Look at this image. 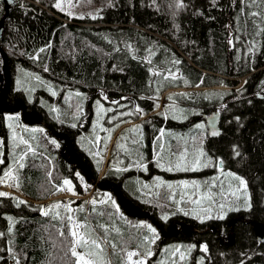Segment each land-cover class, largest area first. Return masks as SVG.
Returning a JSON list of instances; mask_svg holds the SVG:
<instances>
[{"label": "trees", "instance_id": "trees-1", "mask_svg": "<svg viewBox=\"0 0 264 264\" xmlns=\"http://www.w3.org/2000/svg\"><path fill=\"white\" fill-rule=\"evenodd\" d=\"M57 3L14 0L1 25L0 45L12 72L29 78L31 91H37L30 100L12 79L4 102L22 97L43 113L46 126L22 123V113L9 125L0 107V174L11 173L17 187L35 199L48 198L64 181L74 193L92 190L97 202L72 198L76 219L101 234L120 225L109 233L119 264L122 246H140L143 239L148 244L152 232L129 222L140 218L104 200V188L83 182L52 130L70 135L96 175L120 129L103 180L114 181L129 202L149 210L147 220L157 227L186 221L200 230L159 235L153 246L171 240L192 246L183 258L176 255L178 264H264V242L252 222H234L228 240L234 216L264 224V0H76L74 14ZM6 11L0 1V19ZM2 64L0 52V90ZM241 76L246 80L238 86ZM52 79L61 82L56 94L47 85ZM217 84L229 87H212ZM170 87L190 89L166 94L163 109L155 111ZM179 107L180 119L172 113ZM214 108L221 111L218 136L205 134V127L189 130L201 118L198 111ZM131 120L138 121L124 125ZM166 150L176 157L202 150L213 160L204 170L220 165L243 176L249 194L245 207H231L224 216L218 209L199 220L177 206L175 197H184L172 178L158 181L156 190L146 186L151 195L143 198L138 177L148 185L156 174L172 177L162 164ZM72 233L66 206L14 193L0 196V264H77Z\"/></svg>", "mask_w": 264, "mask_h": 264}, {"label": "rangeland", "instance_id": "rangeland-1", "mask_svg": "<svg viewBox=\"0 0 264 264\" xmlns=\"http://www.w3.org/2000/svg\"><path fill=\"white\" fill-rule=\"evenodd\" d=\"M75 1L76 0H58V3L60 5V9L67 11L70 14L77 13L78 11L75 10ZM69 19V18H68ZM70 21V20H69ZM37 77H34L33 80H36ZM4 79V78H3ZM12 79L15 80V84L20 87H17L16 89H22L26 95H28V98L31 100L32 97H35L34 94L36 87H33L31 91V85L29 78L26 79H18L17 74L12 72ZM238 86L242 85L245 80L246 76H241L238 79ZM32 81V80H31ZM4 82V80H3ZM60 81L51 80V82H48V88L50 90H53L54 94L58 91V86ZM61 84V82H60ZM3 85V84H2ZM23 85V87L21 86ZM71 85V84H70ZM68 83H64V86H70ZM213 88H228L229 85L227 84H217L212 86ZM195 88L201 89L205 88V86H195ZM186 87H170L162 92L160 105L155 109L161 110L163 109V101L168 100L166 97V94L171 92H180L184 91ZM264 92V88L261 90ZM19 97V96H18ZM170 100V99H169ZM181 107L177 108V110H172V113L175 114L180 119L181 114ZM199 115L202 114V111H198ZM201 113V114H200ZM97 114V111H96ZM7 122L9 125H12V118H20V112L19 111H8L5 113ZM11 117V119H9ZM138 120H131L128 123L124 125H130L136 123ZM22 123L25 124L23 121ZM27 125V124H26ZM195 126L199 127H205V134H207V125L204 118H200L199 121L194 122L192 125H190L189 130L194 129ZM116 132L111 138V141L109 145L107 146L105 153L109 157L111 152V142H113L116 138ZM208 135V134H207ZM192 137V135H191ZM162 146V145H161ZM158 152V150H157ZM104 158V163L102 165V169L99 170L100 174H104L105 171L102 173L103 169L106 170L108 167V158ZM103 155V152H102ZM156 156V153H155ZM160 161V160H159ZM212 157L207 154L204 155L202 150H197L196 153L192 154H183L182 156L176 157L175 154H171L168 150H166V153L162 155V164H165V168L169 170L170 176H164L162 174H156L154 176V181L151 180L149 185L147 181H142L139 177L136 181L137 188L143 192L145 195L143 198H146L147 195H151V192L145 191L146 186H148L149 189L156 190L158 188L159 184L158 181L162 182L168 178L167 181H169V178H172L171 185L175 186L179 185L177 190L178 192L183 195L184 200L179 201L175 197V201L178 204V207H181L182 209L189 208L191 212V216L197 217L199 220H204L207 218L212 212L221 209L223 212L221 213L222 216L226 215V211L228 209L235 208L238 209L239 207H245V205L248 202L249 194L247 190V184L246 180L243 176L237 174L236 172L229 170V169H223L222 166L217 165L214 166L212 170H204L208 168L210 163L212 162ZM1 162V158H0ZM161 162V161H160ZM167 164V165H166ZM121 168V167H120ZM102 170V171H101ZM178 172V173H174ZM12 175L11 173L6 175L0 174V191L3 193H14L17 194L14 186L16 185V178L15 176H9ZM169 175V174H168ZM11 178V180L9 179ZM160 178V179H159ZM208 178V179H205ZM152 179V178H150ZM148 179V180H150ZM159 179V180H158ZM243 181V183H241ZM65 182V181H64ZM57 185L56 189L50 194V196L44 200L42 199H35L27 195L32 201L34 202H46V204H49V206L54 205H64L67 207L69 211V220L71 223V229L72 231H75L77 233L76 236H74V249L75 252L79 253L80 255H83L85 259H88L92 262V264H117V261L115 259L116 255V244L115 242H112L111 234L115 231L120 230V225H117L116 227H113L115 230L107 229L103 230V233L100 232L95 233V231L92 229V226L88 223H86L83 220H77L75 216V206L72 204V198L78 199L83 198L89 202H97L93 200V192L91 190L85 191L83 193H74L72 190V186L70 183H65ZM86 183V181H83ZM90 183V182H88ZM93 187V185H89ZM103 190V189H102ZM105 196L104 200H110L113 204L116 206H120L117 196L113 193L112 190L104 188ZM177 194V193H176ZM18 196V194H17ZM195 201V202H194ZM213 210V211H212ZM118 216L120 214H123L126 216L124 212H118ZM163 218H165V215H162ZM119 218V217H118ZM121 218V216H120ZM119 218V219H120ZM126 220H129L128 218H125ZM124 219V220H125ZM129 222H132L134 224H141L147 226L148 230L152 232V237L149 243H146V239H143L141 241L140 246H122L120 250V263L119 264H136L137 261H144L145 264H149L150 261L153 262V264H178V261L176 259V255L179 259L181 257L185 256L186 252H191L193 250L192 246H181V243L175 240H171L168 242V244L164 243L161 246H153V242L156 238L159 237L158 228L149 220L145 218H140L139 220H131ZM116 233V232H115ZM114 233V234H115ZM119 238V235L117 236ZM94 242V243H93ZM99 245V247H97ZM157 250V252L155 251ZM159 250V251H158ZM129 253H136V255L132 256L131 259H129ZM149 253H151L149 255ZM156 256L160 257L159 259H156ZM77 264H84L83 261L79 259V256H77Z\"/></svg>", "mask_w": 264, "mask_h": 264}, {"label": "water", "instance_id": "water-1", "mask_svg": "<svg viewBox=\"0 0 264 264\" xmlns=\"http://www.w3.org/2000/svg\"><path fill=\"white\" fill-rule=\"evenodd\" d=\"M0 1H3L5 3V7L7 9L4 17L0 19V37H1L2 35L1 33L3 30L1 25L4 21L5 16L8 14V7L13 3L14 0H0ZM0 52H1L2 61H3L2 67H3V74H4L3 87L0 90V107L4 111H19L21 109L22 118L26 124H30V125L44 124L45 120H44L43 113L36 109L29 110L22 97H18L13 105H8L4 102V96L10 89L12 73H11V67L9 64L8 56L5 53V50L1 47V45H0ZM220 116H221L220 111L217 109L213 110L210 114H206L202 116L206 120L207 127H208V135L211 137H216L221 133ZM54 132L57 138L60 139V142L63 145V150L69 152L70 160L74 162L76 165H78L83 171L86 172L88 177L91 178L89 167L86 165L85 161L80 157V155L76 152L70 135L65 131H54ZM100 177L101 176H99L98 179L96 180V184H98L101 188L112 190L116 194L119 204L121 205L122 208H124L127 211L128 214L135 216V217H151V214L148 211H145L139 208L137 205L129 202L127 198L125 197V195L120 191L118 185L115 182L103 180ZM237 220L252 221L251 219H246L244 215H239V216L232 217L229 220V224L232 226V224ZM252 222L254 224V227L257 233V238L260 241H264V224L261 222H255V221H252ZM181 226L186 235H190L194 231L199 230L194 224L189 223V222H182ZM176 231H177L176 224H174L172 231L170 232L175 233ZM229 238L230 239L233 238V231H231Z\"/></svg>", "mask_w": 264, "mask_h": 264}, {"label": "flooded vegetation", "instance_id": "flooded-vegetation-1", "mask_svg": "<svg viewBox=\"0 0 264 264\" xmlns=\"http://www.w3.org/2000/svg\"><path fill=\"white\" fill-rule=\"evenodd\" d=\"M2 68H3V67H2ZM1 89H2V87H1ZM9 92H10V91H9ZM6 94H8V92H7ZM6 94H5V95H6ZM16 98H17V97H16ZM16 98L12 101V104H14V102L16 101ZM8 104H10V103H8ZM10 105H11V104H10ZM27 106H28V104H27ZM87 108H89V107H87ZM28 109H29V110H32L33 108H31V107L28 106ZM6 112H8V111H6ZM19 112L22 113V110L20 109ZM45 124H46V123H44V124H42V125L46 126ZM52 131H53V134H54L55 138H57V136H56V134H55V132H54V131H56V130H52ZM57 139L60 141L59 138H57ZM64 153H65V154H68V157H66V158L70 160L69 152H68V151H64ZM66 156H67V155H66ZM70 161H71V160H70ZM72 163L75 165V167H76L78 173L81 174V176H82V178H83V181L85 180L86 183L90 182V183L95 184V183H96V180L98 179L99 176H101L100 178H102V179L104 178V174H103V175H100V172H98L96 175H94V174L91 172V169H90V168H89V170H90L91 178H89L85 171H83V170H82L78 165H76L74 162H72ZM86 165H87V164H86ZM182 222H184V221H178L177 223H171V224H169L166 228H164L163 226H161V227H160V226L157 227L155 224H154V225L158 228V231H159L160 236H163L164 238H167V237L174 236V235H175V236L180 235L181 233H183L184 235H186V234L184 233L182 227H181V223H182ZM174 224H176V226H177V231H176L175 233L173 232V233H168V234L165 235V234L162 232V228H163V230H165V231H170L171 228H173V225H174ZM228 224H229V222H228ZM229 226L231 227V225H229Z\"/></svg>", "mask_w": 264, "mask_h": 264}, {"label": "bare ground", "instance_id": "bare-ground-1", "mask_svg": "<svg viewBox=\"0 0 264 264\" xmlns=\"http://www.w3.org/2000/svg\"><path fill=\"white\" fill-rule=\"evenodd\" d=\"M11 73H12V70H11ZM11 80H12V77H11ZM2 87H3V85H2ZM11 90V82H10V89H9V91ZM8 91V92H9ZM20 97V96H19ZM18 98V97H17ZM16 98V99H17ZM24 100V99H23ZM25 102V101H24ZM15 103V102H14ZM26 103V102H25ZM8 104V103H7ZM8 105H10V104H8ZM11 105H13V104H11ZM215 109H217V110H219L220 111V109L219 108H214V109H212L210 112H208V113H202L201 114V116L200 117H202V116H204V115H206V114H210L213 110H215ZM220 114H221V111H220ZM202 118H204V117H202ZM23 119V118H22ZM205 119V118H204ZM220 119H221V116H220ZM205 122H206V120H205ZM206 125H207V123H206ZM221 128V127H220ZM119 130L120 129H118L117 130V133L119 132ZM117 133H116V135H117ZM207 134H208V127H207ZM209 136V135H208ZM104 170L105 169H103V171H102V173L104 172ZM92 172V171H91ZM100 175H103V174H100ZM114 182V181H113ZM59 185V184H58ZM121 191V190H120ZM31 197V196H30ZM29 197L26 195L25 196V199H27V200H30V199H28ZM118 199V198H117ZM42 200H44V199H42ZM30 201H32V200H30ZM32 202H34V201H32ZM40 202V201H39ZM131 203H133V202H131ZM133 204H135V203H133ZM136 205V204H135ZM121 206V205H120ZM139 207V206H138ZM139 208H141V207H139ZM141 209H143V208H141ZM143 210H145V211H148L150 214H151V212L149 211V210H146V209H143ZM133 217H135V216H133ZM245 217V216H244ZM137 218H145V219H150V218H152V214H151V217H137ZM246 218V217H245ZM246 219H250V218H246ZM152 221V220H151ZM246 221V220H245ZM184 222H186V221H184ZM236 222V221H235ZM248 222H252V221H248ZM189 223H191V222H189ZM253 223V222H252ZM262 223V222H261ZM193 224V223H192ZM234 224V223H233ZM232 224V225H233ZM195 225V224H194ZM230 225V224H229ZM182 227V226H181ZM176 228H177V226H176ZM183 229V228H182ZM170 231H172V228H171V230ZM170 231H165V230H163V228H162V232L166 235V234H168V233H171ZM197 231H199V230H197ZM231 231H233V226H231ZM231 231H230V233H231ZM256 231V230H255ZM173 233V232H172ZM230 233H229V235H230ZM229 235H228V240H229V242L230 241H232V239H230L229 238ZM256 235H257V233H256ZM259 240V239H258ZM260 241V240H259ZM261 242H264V241H261ZM198 255V254H197Z\"/></svg>", "mask_w": 264, "mask_h": 264}, {"label": "snow or ice", "instance_id": "snow-or-ice-1", "mask_svg": "<svg viewBox=\"0 0 264 264\" xmlns=\"http://www.w3.org/2000/svg\"><path fill=\"white\" fill-rule=\"evenodd\" d=\"M56 6H57V7H60L59 4H57ZM41 51H43V49H42ZM9 119H11V117H10ZM21 166H22V165H21ZM169 170H171V169H169ZM6 175H7V174H6ZM64 183H65V184H68L69 182H68V181H65ZM241 183H243V181H241ZM169 187H171V185H169ZM2 195H7V193H0V196H2ZM194 202H195V201H194ZM46 214H47V213H46ZM72 235H73V236H76L77 233H76L75 231H73ZM93 243H94V242H93ZM97 247H99V245H97ZM205 250H206V248H205ZM150 254H151V253H149V255H150ZM73 255H77V256H79V259H80L81 261H83L84 264H92V262H91L90 260L85 259V257H84L83 255H80L79 253L75 252V250H73ZM128 255H129V259H131L132 256L136 255V253H129ZM181 258H183V257H181ZM136 264H145V262H144V261H137Z\"/></svg>", "mask_w": 264, "mask_h": 264}, {"label": "built area", "instance_id": "built-area-1", "mask_svg": "<svg viewBox=\"0 0 264 264\" xmlns=\"http://www.w3.org/2000/svg\"><path fill=\"white\" fill-rule=\"evenodd\" d=\"M52 12L55 13L54 11H52ZM63 19L66 21H69L68 19H65V18H63ZM15 191H16V193L18 192L17 194L19 197L25 198L26 194H24L21 190H15Z\"/></svg>", "mask_w": 264, "mask_h": 264}]
</instances>
